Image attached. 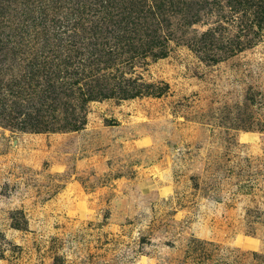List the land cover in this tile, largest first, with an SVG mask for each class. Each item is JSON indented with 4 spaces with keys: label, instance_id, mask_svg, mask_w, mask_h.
I'll list each match as a JSON object with an SVG mask.
<instances>
[{
    "label": "rangeland",
    "instance_id": "rangeland-1",
    "mask_svg": "<svg viewBox=\"0 0 264 264\" xmlns=\"http://www.w3.org/2000/svg\"><path fill=\"white\" fill-rule=\"evenodd\" d=\"M0 2L1 103L28 88L43 3ZM201 18L135 66L164 95L93 100L80 130L0 123V264H264V31L212 60Z\"/></svg>",
    "mask_w": 264,
    "mask_h": 264
},
{
    "label": "trees",
    "instance_id": "trees-1",
    "mask_svg": "<svg viewBox=\"0 0 264 264\" xmlns=\"http://www.w3.org/2000/svg\"><path fill=\"white\" fill-rule=\"evenodd\" d=\"M41 3L43 15L34 28L43 41L29 59L28 88L0 103V123L12 128L17 123L32 131L80 130L87 123V105L93 100L164 95L167 83L146 81L135 74V66L148 63V58L167 56L169 42L179 43L186 27L201 21L203 15L217 12L215 26L194 40V49L204 58L215 60L218 52L241 51L255 44L264 31V0ZM225 25L235 26L237 33L225 37ZM30 29L34 32L32 24ZM217 32L223 36L216 40ZM3 44L7 45L0 38V56ZM3 89L0 86V92ZM18 219L15 225L21 228L25 218Z\"/></svg>",
    "mask_w": 264,
    "mask_h": 264
},
{
    "label": "crops",
    "instance_id": "crops-1",
    "mask_svg": "<svg viewBox=\"0 0 264 264\" xmlns=\"http://www.w3.org/2000/svg\"><path fill=\"white\" fill-rule=\"evenodd\" d=\"M250 243H255L253 240H249Z\"/></svg>",
    "mask_w": 264,
    "mask_h": 264
}]
</instances>
